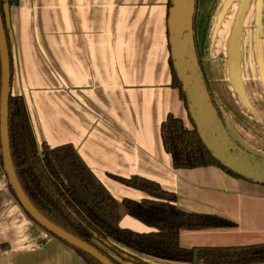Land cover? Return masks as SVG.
Instances as JSON below:
<instances>
[{
	"label": "crops",
	"instance_id": "0c3cea01",
	"mask_svg": "<svg viewBox=\"0 0 264 264\" xmlns=\"http://www.w3.org/2000/svg\"><path fill=\"white\" fill-rule=\"evenodd\" d=\"M10 1V95L23 99L39 150L71 146L119 204L149 197L113 177H139L174 194L179 210L233 224L182 228L181 248L264 246V185L214 166L175 170L164 151L168 116L192 129L172 87L169 0ZM195 39L227 128L264 157V0H197ZM0 172V264H85L27 217ZM119 227L154 231L123 209ZM121 250L143 264H180Z\"/></svg>",
	"mask_w": 264,
	"mask_h": 264
},
{
	"label": "trees",
	"instance_id": "16d2710c",
	"mask_svg": "<svg viewBox=\"0 0 264 264\" xmlns=\"http://www.w3.org/2000/svg\"><path fill=\"white\" fill-rule=\"evenodd\" d=\"M11 4L10 0H0V15L7 43L6 11ZM195 46L198 55L196 39ZM8 56L11 72V58L9 54ZM168 63L172 87L179 90L180 99L186 108L185 97L170 57ZM212 102L216 107L213 99ZM219 116L227 128L220 113ZM192 128L188 130L181 120L172 116H168L161 125L162 145L164 151L171 157L173 169L191 170L214 166L233 178L242 179L223 168L211 157L193 125ZM227 130L237 141L228 128ZM8 138L17 179L33 206L51 223L94 247L114 264L131 260L135 264H143L126 254L121 248L157 260L180 264L264 263V246L181 248L178 236L182 228L221 229L231 228L233 224L215 216L181 211L175 206L174 194L165 192L157 184L139 177L129 179L113 177L120 184L141 191L149 197L140 202L123 200L119 204L99 183L71 146L49 148L42 144L41 149H38L23 99L11 95L8 99ZM0 164L3 166L1 145ZM8 186L10 193L18 202L9 183ZM121 209L128 216L154 231L138 234L128 229H121L119 227ZM25 214L32 220L27 213ZM49 235L72 250L85 264H100L89 255Z\"/></svg>",
	"mask_w": 264,
	"mask_h": 264
},
{
	"label": "water",
	"instance_id": "95a60500",
	"mask_svg": "<svg viewBox=\"0 0 264 264\" xmlns=\"http://www.w3.org/2000/svg\"><path fill=\"white\" fill-rule=\"evenodd\" d=\"M196 5L197 0H170L166 20L169 57L185 97L189 120L203 146L216 162L243 180L264 185V157L248 152L231 137L212 102L195 46ZM9 95V56L0 15V145L3 169L8 183L20 207L39 227L100 264H114L94 247L47 220L25 195L17 179L10 154Z\"/></svg>",
	"mask_w": 264,
	"mask_h": 264
},
{
	"label": "built area",
	"instance_id": "2783aa9c",
	"mask_svg": "<svg viewBox=\"0 0 264 264\" xmlns=\"http://www.w3.org/2000/svg\"><path fill=\"white\" fill-rule=\"evenodd\" d=\"M1 173L3 174V172H0V174H1Z\"/></svg>",
	"mask_w": 264,
	"mask_h": 264
},
{
	"label": "rangeland",
	"instance_id": "374dc122",
	"mask_svg": "<svg viewBox=\"0 0 264 264\" xmlns=\"http://www.w3.org/2000/svg\"><path fill=\"white\" fill-rule=\"evenodd\" d=\"M192 129H193V128H192ZM192 129H191V130H192Z\"/></svg>",
	"mask_w": 264,
	"mask_h": 264
}]
</instances>
